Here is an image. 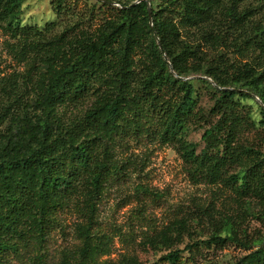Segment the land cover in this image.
<instances>
[{"label": "trees", "instance_id": "16d2710c", "mask_svg": "<svg viewBox=\"0 0 264 264\" xmlns=\"http://www.w3.org/2000/svg\"><path fill=\"white\" fill-rule=\"evenodd\" d=\"M98 1L111 16L95 30L66 29L49 37L16 24L25 0H0V27L29 65L26 83L12 84L11 93L4 89L12 101L0 105V264L32 242L43 244L56 215L70 207L85 212L87 224L77 225L78 257L63 256L59 264H97L106 253L103 243L92 242L97 202L105 184L121 174L113 147L131 135L145 133L172 145L193 178L254 197V215L264 219V160L238 143L249 124L236 101L257 99V124L264 127V0H159L158 10L151 0ZM62 3L56 2L57 10ZM181 29L196 33L197 43L183 38ZM229 47L241 57L248 51L253 56L228 61L223 50ZM194 82L211 95L209 115L218 117L204 130L200 152L185 138L191 125L205 123ZM87 100L81 117L62 118L60 109ZM250 204L243 202L244 213ZM221 232L223 237L212 234L203 243L236 241L231 217L224 218ZM182 251L159 261L177 264ZM234 264H264V236Z\"/></svg>", "mask_w": 264, "mask_h": 264}, {"label": "rangeland", "instance_id": "374dc122", "mask_svg": "<svg viewBox=\"0 0 264 264\" xmlns=\"http://www.w3.org/2000/svg\"><path fill=\"white\" fill-rule=\"evenodd\" d=\"M57 1L25 0L16 24L36 27L50 37L66 29L93 31L111 16L98 0H61L59 10L55 7ZM151 2L153 9L158 10L159 0ZM113 7L120 8L118 4ZM171 17L178 21V15L171 14ZM46 26L50 27L47 31L44 30ZM181 32L190 43H197L196 33L193 35L183 29ZM14 46L15 40L0 27V105L4 103V106L12 101L3 94L4 89L11 93L12 84L26 83L29 70L26 61L14 52ZM199 50L203 56L205 48L200 46ZM223 52L228 61L234 62L250 61L253 56L248 51L241 57L230 47ZM212 56L206 55L208 59H213ZM193 84L200 90L197 108L204 113L205 123L200 121L199 125H191L185 138L197 144V152H200L204 147L201 141L204 130L218 117L209 115L213 98L203 84ZM27 98L29 95H25V100ZM236 101L249 124L241 132L238 143L252 148L256 156L264 160V127L257 124L261 117L258 101L243 98ZM89 105L90 100H87L75 109L62 108V118L66 122L79 118ZM3 127L4 124L0 129ZM148 136L144 133L122 138L112 149L121 166V174L105 184L97 202L95 223L91 227L92 242L103 243L106 251L96 258L97 264H162L159 259L174 250H183L177 264H234L240 257L256 250L264 236V219L254 215L258 211V200L237 196L229 185L221 182L210 184L200 177L193 178L189 166L172 145ZM243 202L251 203L246 213ZM226 217H231L234 222L236 241L209 246L203 243L212 234L224 236L221 224ZM56 221L43 244L32 242L18 254L8 255L3 264H59L63 256L74 254L78 257L82 237L77 225L87 224L85 212L70 207L58 213ZM195 244L199 245L196 250L186 249Z\"/></svg>", "mask_w": 264, "mask_h": 264}, {"label": "water", "instance_id": "95a60500", "mask_svg": "<svg viewBox=\"0 0 264 264\" xmlns=\"http://www.w3.org/2000/svg\"><path fill=\"white\" fill-rule=\"evenodd\" d=\"M147 6H148V16H149V20H150V8H149V4L147 3ZM151 24V23H150Z\"/></svg>", "mask_w": 264, "mask_h": 264}]
</instances>
